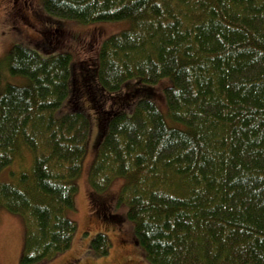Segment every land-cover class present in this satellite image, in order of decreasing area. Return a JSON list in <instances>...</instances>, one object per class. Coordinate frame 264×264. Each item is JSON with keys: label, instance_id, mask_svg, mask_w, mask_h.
Returning <instances> with one entry per match:
<instances>
[{"label": "trees", "instance_id": "obj_1", "mask_svg": "<svg viewBox=\"0 0 264 264\" xmlns=\"http://www.w3.org/2000/svg\"><path fill=\"white\" fill-rule=\"evenodd\" d=\"M42 4L59 21L128 25L102 39L81 73L68 51L21 44L0 61V84L4 69L25 79L0 86V172L10 176L0 206L23 218L22 264L67 249L76 230L65 210L92 123L80 97L96 116L88 183L100 192L124 179L117 199L151 264H264V0ZM162 78L163 92L152 87ZM101 92L127 96L106 113ZM135 98L130 114L120 111ZM109 246L102 232L91 239L97 254Z\"/></svg>", "mask_w": 264, "mask_h": 264}, {"label": "rangeland", "instance_id": "obj_2", "mask_svg": "<svg viewBox=\"0 0 264 264\" xmlns=\"http://www.w3.org/2000/svg\"><path fill=\"white\" fill-rule=\"evenodd\" d=\"M127 25L128 21L125 20L90 24L70 20L59 21L46 14L42 0H0V61H3L10 47L21 44L43 56L46 52L50 55L68 51L74 62V71L81 73L85 71V66L91 68L94 65L97 46L102 39L126 28ZM2 75L5 79L2 77L1 87L6 82L25 83L22 76L10 75L5 69ZM168 82V78H162L152 87L161 88L163 92ZM127 83L137 84L139 87L144 84L135 78ZM125 84L113 92L118 94ZM120 96L127 95L121 93L114 96L101 92L99 109L106 113L116 110L120 104H118ZM86 99L80 97L78 102L90 111L92 121L86 143L87 152L82 159L81 173L76 178L77 191L74 194L73 208L65 210L66 216L75 221L76 230L67 249L33 264H151L145 258L142 247L133 238V221L126 216L127 204L122 201L119 203L117 199L124 179L116 177L100 192H94L88 183V174L94 159L96 116ZM136 99L130 100L128 107L120 111L130 114ZM158 99L162 104L160 95ZM65 112L63 104L55 114L61 115ZM8 174L7 168L3 169L0 172V179H9ZM97 203H104L106 206L96 205ZM106 212L116 215L117 220L106 219ZM24 231L21 215L11 213L0 206V264H22ZM98 232L106 234L109 239L110 246L105 254H97L91 248V239Z\"/></svg>", "mask_w": 264, "mask_h": 264}]
</instances>
